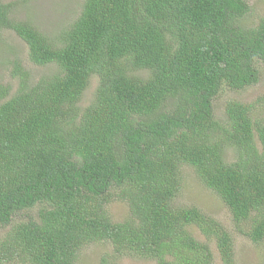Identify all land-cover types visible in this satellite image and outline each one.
Returning <instances> with one entry per match:
<instances>
[{
    "label": "trees",
    "instance_id": "16d2710c",
    "mask_svg": "<svg viewBox=\"0 0 264 264\" xmlns=\"http://www.w3.org/2000/svg\"><path fill=\"white\" fill-rule=\"evenodd\" d=\"M14 10L0 0V31L13 30L47 70L33 80L15 60L18 88L0 83V264H79L95 242L112 247L101 264H214V248L235 264L221 221L175 205L182 165L238 230L264 241L262 99L227 100L224 120L214 109L225 87L259 81L264 14L248 24L246 0H82L50 37ZM114 201L127 206L120 221ZM22 212L28 218L15 222Z\"/></svg>",
    "mask_w": 264,
    "mask_h": 264
},
{
    "label": "rangeland",
    "instance_id": "374dc122",
    "mask_svg": "<svg viewBox=\"0 0 264 264\" xmlns=\"http://www.w3.org/2000/svg\"><path fill=\"white\" fill-rule=\"evenodd\" d=\"M14 3L13 16L19 20H29L39 30L48 36H55L67 28L77 17L81 10L82 0H4ZM250 6V13L245 17L248 24L258 21L264 14V0H246ZM18 60L26 70L30 72L33 80L39 78L46 70L45 66L32 63L28 57L27 44L10 29L0 31V83L11 85L12 91L18 88V79L11 74L13 62ZM260 79L256 84L241 89L225 87L219 97L214 100L216 117L224 120V105L229 99L243 102H252L258 98L262 101L258 105L257 112L264 117V61H257ZM97 84L96 78H92L89 87L83 95L81 105L86 106L92 99ZM231 150L229 156H231ZM181 189L175 199V205L197 206L206 213L221 221L233 236L235 249V264H264V241L253 242L242 231L238 230L228 206L222 199L207 188L198 179L194 169L189 165L181 166ZM113 221H120L127 215V206L121 201H114L108 205ZM29 216L36 214V209L30 210ZM24 216V217H23ZM25 213L16 215L15 222ZM8 227L0 226V237ZM195 235L203 239L198 229L193 230ZM215 263L222 264L220 257L214 248ZM112 253V247L108 243H89L80 254L79 264H101L103 255ZM118 264H154L147 258L123 256L117 258Z\"/></svg>",
    "mask_w": 264,
    "mask_h": 264
}]
</instances>
